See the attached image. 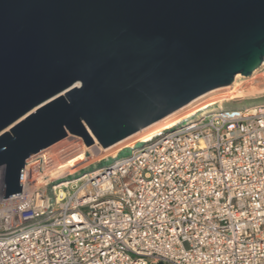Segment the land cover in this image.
Returning a JSON list of instances; mask_svg holds the SVG:
<instances>
[{
  "label": "water",
  "instance_id": "water-1",
  "mask_svg": "<svg viewBox=\"0 0 264 264\" xmlns=\"http://www.w3.org/2000/svg\"><path fill=\"white\" fill-rule=\"evenodd\" d=\"M263 63L264 0H0L3 198L67 134L106 148Z\"/></svg>",
  "mask_w": 264,
  "mask_h": 264
},
{
  "label": "built area",
  "instance_id": "built-area-1",
  "mask_svg": "<svg viewBox=\"0 0 264 264\" xmlns=\"http://www.w3.org/2000/svg\"><path fill=\"white\" fill-rule=\"evenodd\" d=\"M251 107L190 114L65 187L85 154L74 135L25 160L19 194L3 198L0 166V264H264V111Z\"/></svg>",
  "mask_w": 264,
  "mask_h": 264
},
{
  "label": "bare ground",
  "instance_id": "bare-ground-1",
  "mask_svg": "<svg viewBox=\"0 0 264 264\" xmlns=\"http://www.w3.org/2000/svg\"><path fill=\"white\" fill-rule=\"evenodd\" d=\"M253 74H255V71L248 77L250 78ZM239 76H241V75L237 74L235 76V79L233 82V84L236 82L234 87H233L234 89L241 88L246 82L247 83L249 82L250 86L245 87V89L252 88L253 85H251L252 84L251 82H253L255 84L260 82V81H258V78L261 75L258 74L256 76L252 77L251 79H239L238 80ZM248 77H243V78H248ZM230 88H231V86H228V85L223 86V87H218V88L212 89V90H210V91H208L202 95H199L198 97L192 99L191 101H189L188 103H186L182 107H180L177 110L173 111L172 113L166 115L162 119L148 125V126H151V125L157 123V126H155L154 128H152L150 130L148 129V131H145L146 127H148V126H146L142 129H140L139 131L127 136L126 138H124V139H122V140H120V141H118V142H116V143H114V144H112L106 148H102L97 143L95 137L88 131L89 134L91 135V137L93 138L94 143L92 145L86 146V148H84L85 154L81 153L80 155L74 156L70 160H68V163L66 164V166L69 167L68 170L70 172H73L82 166L88 165L91 161H96L103 156L115 153V152L119 151L120 149H122L123 147L132 146L135 142H137L139 140H146L149 136H151L152 134L157 132V130H160L161 128L170 127L173 124L179 122L182 118H185L186 116H188L190 114H194L196 112L203 111L204 109L206 110V108H208L209 106H213L215 104L220 105L224 101H226V100L228 101V99H237V98L244 96V94L242 93L243 91H240V90L239 91L236 90V92H232L229 94H222V93L218 92V91H222V90H228ZM216 93H219V94L215 95ZM251 108H253L251 111L256 112V113L264 111V108L262 107V105L252 106ZM211 111H212V109L209 111H204V112H211ZM218 114L219 113L216 112L210 116H211V118H215V117L219 116ZM190 124H192V125L189 128H194L197 125V123H195L194 121H192ZM172 131L173 130H170L169 132H172ZM173 134L174 133H171L170 136H172ZM62 141L63 140H60V141L54 143L49 148L57 146ZM117 143H119L118 147L113 146ZM94 146L97 147L96 150H95ZM96 155H98V156L96 157ZM82 161H86L85 164L80 163ZM86 163H88V164H86ZM86 173L87 172L81 173L80 175H78L77 177H75L73 179L61 181L62 184L59 185V187L69 186L70 184H75L81 180H85V178H87V176H88V175H84ZM81 176H83V177H81ZM79 177H81V179H77ZM70 180H73V181L69 182Z\"/></svg>",
  "mask_w": 264,
  "mask_h": 264
},
{
  "label": "rangeland",
  "instance_id": "rangeland-1",
  "mask_svg": "<svg viewBox=\"0 0 264 264\" xmlns=\"http://www.w3.org/2000/svg\"><path fill=\"white\" fill-rule=\"evenodd\" d=\"M258 74H260L261 76H259V78H258V81H260V82H258V83H253V82H251L252 84L251 85H253L252 86V88H248V89H245V87H247V86H250L249 85V82L247 83H245L241 88H239V89H234L233 87H234V85H235V83L234 84H232V85H229V86H231V88L230 89H228V90H222V91H218L219 93H222V94H229V93H232V92H236V90L237 91H243L242 93L244 94V96H242V97H240V98H237V99H228V101L226 100V101H224L222 104H215V105H213V106H209L208 108H206V111H209V110H213V109H216V108H221V107H236V106H256V105H262V104H264V64L262 65V67L259 69V70H257L256 72H255V74H253L250 78L248 77V78H243V77H241V76H239V78H238V80L239 79H251L252 77H254V76H256V75H258ZM237 80V81H238ZM255 85V86H254ZM219 93H216L215 95H217V94H219ZM209 109V110H208ZM203 111H205V109L203 110ZM199 112H201V111H199ZM198 112V113H199ZM167 123V122H166ZM165 124V123H164ZM155 126H157V123H155V124H153V125H151V126H148V127H146V130L145 131H148V129L150 130V129H152V128H154ZM141 140H139V141H137V142H135V143H138V142H140ZM140 144H137V146H139ZM113 146H115V147H118L119 146V143H117V144H115V145H113ZM130 153V149H128V147H123L122 149H120L119 151H117V152H115V153H112V154H109V155H106L107 156V158H108V160H106V161H103L102 163H100V164H98V166H101V165H105V164H108L110 161H111V159H113L115 156H126V155H128ZM98 155H96V157H97ZM105 156V157H106ZM104 157V156H103ZM103 157H101V158H103ZM101 158H99V159H101ZM98 159V160H99ZM85 162L86 161H82V162H80V163H84L85 164ZM96 162H97V160L96 161H91L89 164L88 163H86V164H88V165H85V166H82V167H80L79 169H77V170H75L74 171V173H76V172H78L77 173V175H80L81 173H84V172H86V171H88V170H90V169H92V168H94V167H96ZM76 176V175H75Z\"/></svg>",
  "mask_w": 264,
  "mask_h": 264
}]
</instances>
